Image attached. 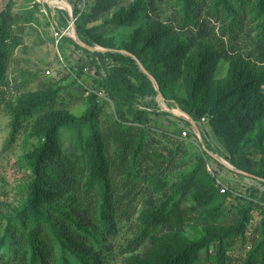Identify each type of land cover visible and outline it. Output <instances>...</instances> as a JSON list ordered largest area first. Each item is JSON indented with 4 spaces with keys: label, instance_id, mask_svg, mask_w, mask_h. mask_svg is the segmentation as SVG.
<instances>
[{
    "label": "trees",
    "instance_id": "obj_1",
    "mask_svg": "<svg viewBox=\"0 0 264 264\" xmlns=\"http://www.w3.org/2000/svg\"><path fill=\"white\" fill-rule=\"evenodd\" d=\"M17 4L8 0L0 10V105L11 117L6 147L22 131L34 140L20 158L22 199L0 209V264H110L124 222L132 233L119 245L129 254L125 264H264V192L221 191L210 152L157 133L154 120L165 112L156 101L137 103L160 91L194 121L209 117L236 171L264 179V0H93L73 17L66 9L46 17L62 33L60 52L71 44L91 53L101 61L92 59L96 70L113 61L94 78L81 114L64 106L70 83L42 79L38 70L25 82L9 79L21 35L42 24L34 12L50 8L47 1ZM73 19L80 42L63 34ZM124 27L131 32L121 42L109 35ZM96 45L110 50L89 48ZM33 80L38 89L23 88ZM255 210L261 218L249 233ZM192 222L201 236L183 233Z\"/></svg>",
    "mask_w": 264,
    "mask_h": 264
},
{
    "label": "rangeland",
    "instance_id": "obj_2",
    "mask_svg": "<svg viewBox=\"0 0 264 264\" xmlns=\"http://www.w3.org/2000/svg\"><path fill=\"white\" fill-rule=\"evenodd\" d=\"M7 1L8 0H0V10L4 7ZM16 1L18 4L16 5L15 10H18L20 5L24 3V0ZM38 1L45 2L46 0ZM47 2L49 3L50 8L41 5V10H36L34 12L35 15L39 17L42 24H35L36 30H34V33L21 35L19 44L13 50L8 68L9 79L12 82L17 83L25 82L27 77L26 74L38 70L42 79L51 77L55 80H59L62 84L70 83L69 88H67V90L61 95L67 100V103H64V106L68 107L69 110L75 114H81L86 108V103L83 100V97L87 95L88 91L94 88V78H99L101 75L104 76L106 68H110L113 61L110 58H106V67L103 64H101L100 67L99 64L96 70V66L92 59L94 58L100 63V58L97 56H93L91 53L75 48L71 44H68L65 50L60 52L57 43L62 33L57 32L53 25L48 26L46 24V17L56 16L58 19V16H60L59 10L66 9L71 17H73V10L76 6L80 9H89L93 0H47ZM102 21L103 19L101 17L93 24L101 23ZM130 32L131 28L124 27L118 30H112L109 35L114 36L116 41L121 42ZM64 33L77 36L74 19L70 20L69 25L63 30V34ZM53 37L56 39L55 43L52 40ZM96 47H98L99 49L97 50H100L101 52L110 50L101 45H96ZM72 65L73 67H76V69L82 70L81 77H77V74L69 69ZM47 70L51 72L48 74ZM73 79L77 80V83L73 84ZM153 81L156 89H159L154 78ZM24 87H26V90L35 91L39 88V85L37 81L33 80L23 85V88ZM176 87L178 89L176 92L183 95L185 90L182 85L178 82ZM69 92L74 93L76 98L70 99ZM15 95V87L12 86L11 89H8L6 97L8 100H11L14 99L13 97H15ZM98 96L100 100H108L110 102V105H106V110L111 111L113 109L112 101L106 97L105 93L99 92ZM154 101L159 104L154 107L165 112V114L157 116L154 120L157 123L155 130L157 133H172L174 134V137L181 140L185 139L191 143L195 148V151L197 150L201 153L205 150L209 151L214 159L212 157L209 158L208 168L210 171L217 172L218 182L224 185L226 190L234 189L239 193H246V189L252 187L257 188L259 193L264 192L263 178L256 176L255 174H240L236 171L235 167L230 164L228 159H226L227 153L216 133L210 126L208 121L209 117L202 119L200 122L194 121L187 113L181 111L175 101H166L160 91L158 94L140 97L137 103L140 106H146L148 103ZM3 107V105H0V209H7L6 204L16 206L22 199L21 186L27 169L20 162V158L31 146L30 143L34 139L31 137L29 138L28 132L22 131L18 138L6 147L10 135L9 123L11 117ZM186 120H188L189 123H187ZM184 130L187 131L186 136L182 135ZM68 144L69 139H65V145ZM247 150L253 151V154H249L253 159L260 157L257 148L254 145L250 146ZM216 159L222 162L224 166L219 165ZM260 218L261 215L259 214V210H255L249 233L256 228ZM120 227L119 234L112 238L116 257L111 260L110 264H125V259L129 255H122L119 250V245L131 237V224L124 222L120 224ZM203 231L204 230L201 226L192 222L184 228L183 233L187 237H195L201 236ZM148 247V245L144 246L139 250V253L143 254ZM214 250L215 245L212 246V251L214 252Z\"/></svg>",
    "mask_w": 264,
    "mask_h": 264
},
{
    "label": "built area",
    "instance_id": "obj_3",
    "mask_svg": "<svg viewBox=\"0 0 264 264\" xmlns=\"http://www.w3.org/2000/svg\"><path fill=\"white\" fill-rule=\"evenodd\" d=\"M51 71H49V70H47V73L49 74ZM204 119V118H203ZM182 135L183 136H186L187 135V131L186 130H184L183 132H182ZM221 184V183H220ZM226 190V187L224 186V185H222L221 184V191H225Z\"/></svg>",
    "mask_w": 264,
    "mask_h": 264
},
{
    "label": "water",
    "instance_id": "obj_4",
    "mask_svg": "<svg viewBox=\"0 0 264 264\" xmlns=\"http://www.w3.org/2000/svg\"><path fill=\"white\" fill-rule=\"evenodd\" d=\"M47 1V0H46ZM78 42H80V40H79V38L77 37V36H75V35H72ZM87 47H89V46H87ZM89 48H91V49H93V50H95V49H99L98 47H89Z\"/></svg>",
    "mask_w": 264,
    "mask_h": 264
},
{
    "label": "bare ground",
    "instance_id": "obj_5",
    "mask_svg": "<svg viewBox=\"0 0 264 264\" xmlns=\"http://www.w3.org/2000/svg\"><path fill=\"white\" fill-rule=\"evenodd\" d=\"M57 2V1H56ZM65 2V1H64ZM67 6H69V5H67ZM73 33V32H72ZM164 106V105H163ZM177 113V112H176ZM178 114H180V113H178Z\"/></svg>",
    "mask_w": 264,
    "mask_h": 264
}]
</instances>
